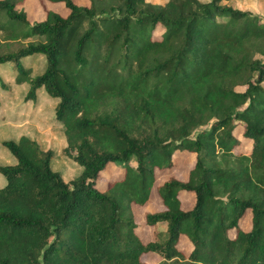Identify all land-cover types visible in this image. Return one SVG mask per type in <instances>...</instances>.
<instances>
[{"label": "trees", "instance_id": "trees-1", "mask_svg": "<svg viewBox=\"0 0 264 264\" xmlns=\"http://www.w3.org/2000/svg\"><path fill=\"white\" fill-rule=\"evenodd\" d=\"M49 1L66 12L29 23L23 0H0V68L27 84L25 100L52 98L80 170L64 181L52 149L26 134L0 141L11 159L0 163V264H264V18L233 0ZM175 151L192 164L155 186L162 207L144 223L165 229L143 242L132 205ZM108 164L121 174L98 181Z\"/></svg>", "mask_w": 264, "mask_h": 264}, {"label": "rangeland", "instance_id": "rangeland-1", "mask_svg": "<svg viewBox=\"0 0 264 264\" xmlns=\"http://www.w3.org/2000/svg\"><path fill=\"white\" fill-rule=\"evenodd\" d=\"M148 1L161 3L164 0ZM233 1L237 8L248 10L249 12L264 18V0ZM73 2L80 5L89 4V0H73ZM20 6L23 8L26 19L29 23L41 20L44 17V11L46 9L57 10V12L61 14L66 12L62 8L61 3L50 2L49 0H23ZM20 6L17 5V7ZM32 71L35 72V69H32ZM0 72H2L0 73V76L4 81L3 83H5L4 87L6 84V86H8L5 90L9 92L5 93L9 94L7 95V98H3L5 102L4 107H2V115L5 116V119L2 121L0 120V141L5 138H15L20 134H27L31 138H34L40 144V147H48L52 149V168L60 172L64 181L70 180L72 177L78 174L80 167L69 156L62 152V147L65 144L63 135L57 128L56 122L50 119L53 117V112L50 109L51 105L49 103L50 101L52 102V98H50V96H48L46 92L42 90L41 93L37 94L36 99L25 100L23 94H25V91L27 90V84H16L12 82V70L10 69L9 62L0 68ZM36 72H40L39 69L36 70ZM0 92L1 96L3 97V91ZM17 102H19V106H17ZM33 105H37V107L35 108ZM233 132L241 142L238 150H247L249 147V141L240 136L239 128L235 127ZM4 151H7L6 148L0 144V163H3L5 154ZM171 159L173 163L170 167L164 168L163 170H156L154 182L151 186L147 200L141 205H132L134 219L137 224L135 227V232L137 235H139L143 242L152 240L155 230L164 231L165 229L164 222H158L153 226H149L144 223L145 212L158 210L162 207L158 194L155 190V186L164 180L168 175H174L177 178L184 179L186 177L187 169L192 164L193 154L187 151H175L171 155ZM121 172V168L117 165L108 164L99 173L98 181L100 179L101 182H104L112 178H116L121 174ZM4 181V177L0 176V184H3ZM179 196L181 199V206L183 208L190 207L192 203V194L190 192H180ZM241 226L243 228H248V216H244L242 218ZM177 247L184 254H187L190 245L186 241L185 237L182 236L177 242ZM141 259L148 264H157L160 260V257L157 254H145L142 255ZM179 261L170 262L166 260L161 264H183Z\"/></svg>", "mask_w": 264, "mask_h": 264}, {"label": "crops", "instance_id": "crops-1", "mask_svg": "<svg viewBox=\"0 0 264 264\" xmlns=\"http://www.w3.org/2000/svg\"><path fill=\"white\" fill-rule=\"evenodd\" d=\"M5 119V116L4 115H0V120L2 121V120H4ZM27 135V134H26ZM65 142V141H64ZM39 144V143H38ZM40 145V144H39ZM46 148V147H45ZM45 148H43V149H45ZM5 152V154H4V158L6 159L5 161H10L11 159L9 158V156L7 155V153H6V151H4ZM2 184H0V186H1Z\"/></svg>", "mask_w": 264, "mask_h": 264}]
</instances>
